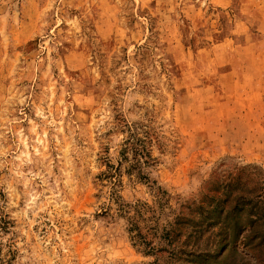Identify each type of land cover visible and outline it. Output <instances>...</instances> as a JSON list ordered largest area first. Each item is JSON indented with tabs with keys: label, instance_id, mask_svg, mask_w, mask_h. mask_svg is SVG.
Instances as JSON below:
<instances>
[{
	"label": "rangeland",
	"instance_id": "374dc122",
	"mask_svg": "<svg viewBox=\"0 0 264 264\" xmlns=\"http://www.w3.org/2000/svg\"><path fill=\"white\" fill-rule=\"evenodd\" d=\"M240 195L264 210V0H0V264H264L207 219Z\"/></svg>",
	"mask_w": 264,
	"mask_h": 264
},
{
	"label": "trees",
	"instance_id": "16d2710c",
	"mask_svg": "<svg viewBox=\"0 0 264 264\" xmlns=\"http://www.w3.org/2000/svg\"><path fill=\"white\" fill-rule=\"evenodd\" d=\"M135 144L140 147V149L137 147L135 148L138 152V156L146 158L147 165L154 161L153 158H151L145 141L138 139ZM109 168L112 170L115 169L111 164H109ZM110 176H113V174ZM140 178L148 182L150 181L147 175H140ZM116 199L119 202L121 197L119 196ZM120 204L122 206L120 209H122L123 203ZM254 208L255 206H253L250 198L247 199L246 196L240 195L235 198L234 205H231L225 215L222 209L215 207L213 212L207 216V219L219 225V236L221 237L220 242L222 246L229 247L230 245H234L243 235H245L243 237H245L250 245H254L255 247L264 246V223H262L264 220V210L263 207L258 208L256 211ZM204 212L201 211L203 214ZM248 229H250V231L245 233ZM142 243L145 244V251L147 254H151L155 250V247L151 246L150 243ZM216 263L220 264L219 262Z\"/></svg>",
	"mask_w": 264,
	"mask_h": 264
}]
</instances>
